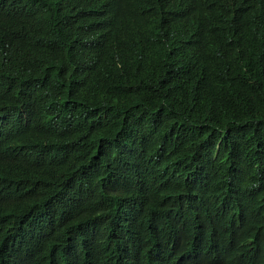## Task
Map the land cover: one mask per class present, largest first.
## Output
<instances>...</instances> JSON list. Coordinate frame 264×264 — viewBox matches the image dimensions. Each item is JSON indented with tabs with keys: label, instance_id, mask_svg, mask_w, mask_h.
Returning a JSON list of instances; mask_svg holds the SVG:
<instances>
[{
	"label": "trees",
	"instance_id": "1",
	"mask_svg": "<svg viewBox=\"0 0 264 264\" xmlns=\"http://www.w3.org/2000/svg\"><path fill=\"white\" fill-rule=\"evenodd\" d=\"M174 1L0 0V264H264V0Z\"/></svg>",
	"mask_w": 264,
	"mask_h": 264
},
{
	"label": "clouds",
	"instance_id": "2",
	"mask_svg": "<svg viewBox=\"0 0 264 264\" xmlns=\"http://www.w3.org/2000/svg\"><path fill=\"white\" fill-rule=\"evenodd\" d=\"M77 1L79 4H88V0H60V4L61 7H63V9L68 8V5H70V3H73ZM162 0H159V2H161ZM204 0H175L172 5L170 7H168V13L170 12H180L182 7L181 6H185L188 4V2H190L192 5H199L201 2H203ZM108 3L109 7L113 10H117V11H122V14L129 20V22L132 23H136L137 20L134 16V14H132L131 9L134 8L136 6V0H119L117 2V0H98V4L102 5L101 10L103 9V6ZM153 8H156L157 6V2L154 1L153 3H151ZM159 10V8H158ZM167 13V14H168ZM167 14H166V20H165V24H168V19H167ZM155 15H158V11ZM164 24V25H165Z\"/></svg>",
	"mask_w": 264,
	"mask_h": 264
}]
</instances>
